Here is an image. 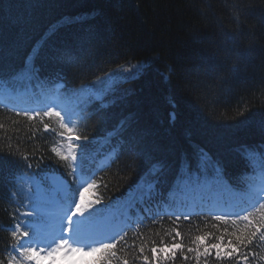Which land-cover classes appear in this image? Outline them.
<instances>
[{
    "label": "trees",
    "instance_id": "1",
    "mask_svg": "<svg viewBox=\"0 0 264 264\" xmlns=\"http://www.w3.org/2000/svg\"><path fill=\"white\" fill-rule=\"evenodd\" d=\"M0 68V90H24L32 104L33 94L44 101L57 93V83L67 94L62 99L74 102L97 77L120 74L104 98L107 122L94 114L100 101L81 100L74 128L88 136L90 143L82 144L93 147L92 163L108 160L89 195L120 201L133 221L142 219L113 249L95 253L94 264H264V205L254 226L252 218L218 226L155 219L144 200H131L134 187L147 181L167 205L170 182H182L201 151L234 178L242 173L244 151L264 148V0H0ZM43 123L61 130L56 117L29 120L0 106V264L11 260V222L20 214L11 202L24 190L19 174H59L67 194L78 189L50 151L58 135L44 132ZM132 134L141 140L143 159L127 151ZM255 228L253 242L232 258L223 248L221 258L211 249L188 251L197 248L196 236L236 243L231 233L247 236ZM173 243L183 247L165 259L159 249Z\"/></svg>",
    "mask_w": 264,
    "mask_h": 264
},
{
    "label": "snow or ice",
    "instance_id": "2",
    "mask_svg": "<svg viewBox=\"0 0 264 264\" xmlns=\"http://www.w3.org/2000/svg\"><path fill=\"white\" fill-rule=\"evenodd\" d=\"M143 65H138L136 68V71H139ZM131 74V70L129 72V75ZM4 75V70L0 68V77ZM118 73H106L103 77H97V80L87 87L81 88V93L86 92L89 97H91L94 100L100 101L99 106L95 109L94 114L99 116L101 120V124L107 122L108 115L104 111L108 105L104 103V98L108 94L111 88V84L114 82V80L118 77ZM23 115L28 117L29 120H35L37 117H40L41 121L44 120L45 117L51 118L56 117L60 121L59 123V129L58 131L56 128L51 127L49 123H43V131L44 132H53L56 133L60 138H63L67 142V152H64L60 150L56 146L50 147V151L52 153H55V156L59 158V160L62 163H67L68 167L70 169L71 175L74 177L81 176L85 169V160L87 157V151H88V143H90L88 136L86 135H80L75 134V128L70 127V124H73V116L76 115L71 110H65L64 114L60 111L56 110V106H50L47 108V110L43 111V115H41L40 111H34L33 113H29L28 111H24ZM173 113V118H174ZM67 117V119H65ZM126 127V122L121 123V128ZM67 134V135H66ZM79 141H84L88 143H75ZM140 138L132 134L130 138L126 142V148L127 151L131 154H135L140 156L142 159L147 155L144 153L140 148ZM25 161L28 160V157H23ZM200 159V166L198 168L199 175H193L191 177L192 181L194 183H203L208 180V172L209 170L215 172L217 176L221 173L220 164L218 161H212L210 158H208L207 154L204 152H201L199 154ZM44 160V156H40V161ZM27 167L31 168L32 164L28 163ZM156 167V166H154ZM160 170H163V164L162 162L158 165ZM95 185H90V187ZM80 187L83 188V191L79 192V200L77 201L75 197L70 198L71 203L68 206L67 212L63 215V217L60 220L59 229H60V235L58 237H55L53 241L49 244V247L51 248V251L49 252V255L52 254V252H58L62 248L67 247L69 251L76 252V251H84L83 248H76L72 247V245L69 243V241H73L75 243L77 239L79 238H85L89 236V233L86 232L83 228V225L85 224V221L93 215L89 211V209L93 206V204H100V200L91 201L88 205L84 204V192H87L89 190L88 187H84L83 183H81ZM88 212L89 216L85 217V213ZM229 214H219L215 216L216 220H226L228 218ZM23 221L21 223H17L15 225V228L12 230V237L16 240V243L13 244V251L16 250L18 247L22 251L18 252L17 255L21 257L19 261H16L14 259L10 260V264H24L25 260L31 261L36 253V250L32 248L31 246H27L29 240H32L35 243H39V240H33V236H36L37 233L34 230L33 223H30L29 221H35L42 219L41 216V210L38 207H33L30 211H27L22 214ZM81 217H84L85 219L82 220ZM244 221H249L248 215H243L240 217ZM185 219H188L186 216ZM235 223V221H233ZM33 230V236L29 235L28 230ZM259 231V228H255L253 231L249 232L247 236L244 235H238L236 232L231 233L232 236L235 237L236 243H233L231 239L227 241L225 244V237L220 236L219 243H208V239L211 236V233H208L206 235H199L195 237V243L197 244V248H189L188 251H196L197 255H203L206 253H209L210 249L215 250V255L217 258H221V249H224V256L228 258H232L234 254L239 253V246L244 245L247 246L248 244H251L253 242V239L256 237V233ZM64 233H67V235H64ZM177 236H179V232L176 233ZM124 237L121 236L120 239H123ZM260 239L264 240V233L260 234ZM118 241H115L114 236H108L102 239L98 240V246L97 247H90L89 251L92 253L100 252V251H110L115 247V243ZM52 243L55 244V247H52ZM183 247L182 244L179 243H173L171 246L165 245L164 247L159 249V252H162L164 254V258L168 259V253H172V258H175V250H179ZM203 248V252H200V248ZM231 249V250H229ZM141 252L144 251L143 248L140 249ZM151 252L153 256H156L158 249L156 247H153L151 249ZM114 255L115 253H111ZM187 259V257H184ZM144 260L147 261L148 257L145 256ZM103 264H111V261L108 259H105L103 261ZM124 264H128L127 261H124Z\"/></svg>",
    "mask_w": 264,
    "mask_h": 264
},
{
    "label": "rangeland",
    "instance_id": "3",
    "mask_svg": "<svg viewBox=\"0 0 264 264\" xmlns=\"http://www.w3.org/2000/svg\"><path fill=\"white\" fill-rule=\"evenodd\" d=\"M56 178H58L59 176H55ZM58 220V219H55ZM105 227V226H104ZM115 228L113 226H109L106 232V237L108 236H113ZM46 244L48 243L47 241H45ZM52 247H55V245H52ZM37 252H41L40 250H36ZM50 250L47 248H44V250L39 254L40 257H42V263L41 264H60L61 261L63 262H67L68 264H70V259L72 257V255H67V249L63 248L58 252H52L51 255H49ZM35 253V255H37Z\"/></svg>",
    "mask_w": 264,
    "mask_h": 264
}]
</instances>
